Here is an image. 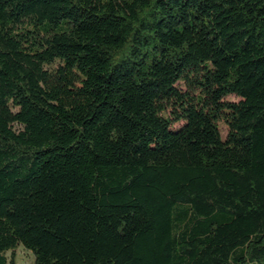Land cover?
I'll list each match as a JSON object with an SVG mask.
<instances>
[{"label": "trees", "instance_id": "16d2710c", "mask_svg": "<svg viewBox=\"0 0 264 264\" xmlns=\"http://www.w3.org/2000/svg\"><path fill=\"white\" fill-rule=\"evenodd\" d=\"M19 246L264 264V0H0V264Z\"/></svg>", "mask_w": 264, "mask_h": 264}, {"label": "rangeland", "instance_id": "374dc122", "mask_svg": "<svg viewBox=\"0 0 264 264\" xmlns=\"http://www.w3.org/2000/svg\"><path fill=\"white\" fill-rule=\"evenodd\" d=\"M229 99L238 100L239 97L232 94L228 96ZM179 124H177L178 126ZM221 127L223 128V133L225 132V128L223 124L221 123ZM245 157H247V154H244ZM15 260L16 264H35L34 263V255L33 253L28 250L27 248L23 246H19L15 251Z\"/></svg>", "mask_w": 264, "mask_h": 264}]
</instances>
